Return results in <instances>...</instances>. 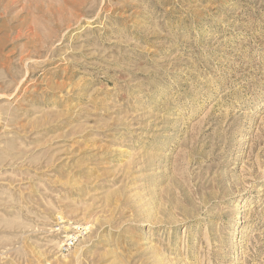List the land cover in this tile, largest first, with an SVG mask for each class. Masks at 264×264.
Masks as SVG:
<instances>
[{
    "label": "rangeland",
    "instance_id": "obj_1",
    "mask_svg": "<svg viewBox=\"0 0 264 264\" xmlns=\"http://www.w3.org/2000/svg\"><path fill=\"white\" fill-rule=\"evenodd\" d=\"M0 264H264V0H0Z\"/></svg>",
    "mask_w": 264,
    "mask_h": 264
},
{
    "label": "built area",
    "instance_id": "obj_2",
    "mask_svg": "<svg viewBox=\"0 0 264 264\" xmlns=\"http://www.w3.org/2000/svg\"><path fill=\"white\" fill-rule=\"evenodd\" d=\"M90 230V226L87 224L67 221L61 216L58 217L54 229L57 236H59L58 254H69L79 245Z\"/></svg>",
    "mask_w": 264,
    "mask_h": 264
}]
</instances>
